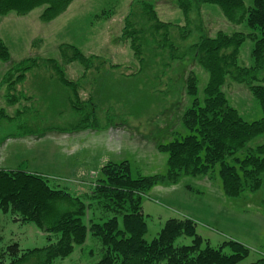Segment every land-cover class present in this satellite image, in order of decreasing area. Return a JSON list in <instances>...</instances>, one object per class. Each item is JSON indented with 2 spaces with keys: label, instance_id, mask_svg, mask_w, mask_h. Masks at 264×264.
Here are the masks:
<instances>
[{
  "label": "rangeland",
  "instance_id": "obj_1",
  "mask_svg": "<svg viewBox=\"0 0 264 264\" xmlns=\"http://www.w3.org/2000/svg\"><path fill=\"white\" fill-rule=\"evenodd\" d=\"M141 1L144 0H73L63 13L47 22L39 19L43 7L23 16L14 12L0 15V39L10 55L7 62L0 60V147H3L0 168L42 174L52 187L64 188L82 198L88 204L83 218L87 226L114 214L104 208L103 200L90 198L104 164L99 163L104 158L114 162L127 160L132 178L164 174L167 153L160 151L158 145L186 134L182 114L195 98L202 101L208 81V73L190 56L174 60L168 54L160 57L154 49L142 46L140 58L136 59L129 40H122L121 36L125 17ZM146 1L155 4L161 21L188 24L191 33L184 41L177 31L174 33L175 43L181 48L198 40L195 28L198 24L208 37L217 31L250 32L245 22L238 25L228 22L215 5L200 4V12L192 11L186 20L177 0ZM243 1L246 7L253 5V0ZM61 45H71L96 58L91 64L93 68L88 70H84L79 60L64 66L66 79L79 81L76 88L81 102L79 110L76 93L63 87L56 78H50L51 72L42 66L30 70L11 90H7V84H1L6 70L25 58L60 60ZM252 47L253 40L246 38L239 50L240 65L254 64ZM97 64L99 70L95 69ZM189 74L196 78L194 97L186 91ZM221 90L244 120L251 122L262 116L258 101L246 85L227 81ZM9 91L18 97L24 94L26 100L8 105ZM36 97L38 100L33 102ZM111 124L113 131L101 132ZM83 125L96 129L90 133L98 136L68 138L60 143L51 135L32 143L33 136H45L53 130L67 133ZM6 136H21L24 140H9ZM263 144L264 134H260L247 146ZM242 155V151L236 153L238 157ZM231 161L229 158L228 162ZM80 170L86 171L78 173ZM141 206L146 215L144 238L148 242L167 219L190 218L196 223V232L212 246L230 239L247 247L248 256L238 264H249L264 256V187L229 198L222 190L218 165L204 177L182 175L176 184L157 183L144 193ZM118 219L121 223L120 216ZM190 240L183 236L176 244H189ZM13 243L19 246L17 256L22 255L21 251L47 245L45 234L35 224L0 212V264H8L16 257L7 249ZM102 253L99 238L88 233L85 243L75 246L71 255L54 259L50 264H93ZM41 261L42 254H27L21 264H41Z\"/></svg>",
  "mask_w": 264,
  "mask_h": 264
},
{
  "label": "trees",
  "instance_id": "obj_2",
  "mask_svg": "<svg viewBox=\"0 0 264 264\" xmlns=\"http://www.w3.org/2000/svg\"><path fill=\"white\" fill-rule=\"evenodd\" d=\"M72 1L0 0V15L14 12L23 16L43 7L39 19L47 22L63 13ZM200 4L217 6L228 22L236 25L245 22L250 32L217 31L208 37L198 24L195 26L198 40L181 48L175 43L174 33L177 31L184 41L191 33L188 24L161 21L153 2L137 3L124 19L121 39L129 40L136 59L140 58L143 46L154 49L160 57L168 54L174 60L190 56L208 73L202 101L195 98L182 114L186 134L158 145L160 151L167 153L166 172L132 178L127 160L103 164L90 198L103 200L104 208L114 214L87 226L83 218L88 204L82 198L64 188L52 187L42 174L0 168V212L15 215L23 223L32 222L47 241L43 248L21 251V256H17L20 252L17 243L9 245V254L16 257L8 264H21L27 254H42L41 264L64 259L75 246L85 243L88 233L99 238L103 247L101 258L93 264H238L248 256V248L234 240L212 246L196 232V223L190 218H169L151 241L144 238L147 223L141 201L144 193L157 183L176 184L182 175L204 177L218 165L221 187L229 198L264 187V144L247 146L252 138L264 134V0H253L251 7H246L243 0H177L186 20L192 11L200 12ZM246 38L253 40L254 64L249 67L238 63L239 50ZM59 50L60 60L28 57L12 65L1 84H7V90H11L30 70L42 66L51 72L50 78H56L59 84L76 93L75 105L80 109L77 84L66 79L64 65L79 60L84 70H88L93 68L91 64L96 58L71 45H61ZM9 57L0 39V60L7 62ZM95 69L99 70L98 64ZM227 81L247 86L262 111L258 120H244L229 104L221 90ZM186 91L190 96L196 95V78L192 74L186 78ZM7 93L8 105L20 99L10 91ZM83 114L82 111V120ZM240 151L242 157L236 156ZM183 236L189 237L190 243L176 244ZM249 264H264V256Z\"/></svg>",
  "mask_w": 264,
  "mask_h": 264
},
{
  "label": "crops",
  "instance_id": "obj_3",
  "mask_svg": "<svg viewBox=\"0 0 264 264\" xmlns=\"http://www.w3.org/2000/svg\"><path fill=\"white\" fill-rule=\"evenodd\" d=\"M69 64V63H68ZM67 65V64H66ZM66 65H64V66H66ZM65 71V70H64ZM28 77H26V79H27ZM80 78V77H79ZM76 84H77V86H76V88L77 87H79V81H76L75 82ZM30 86V85H29ZM77 90V89H76ZM27 91L28 90H26L25 92H24V94H26L27 93ZM24 94H22V93H20V99L19 100H26V99H24ZM79 98V97H78ZM88 99V98H87ZM19 100L16 102V104L18 105V102H19ZM38 100V98L36 97L34 100H33V102L34 101H37ZM32 101V100H31ZM67 101H68V96H67ZM19 110V109H18ZM23 111V110H22ZM20 112L19 111H17V114H19ZM112 127H114V124H111V125H107V126H105L104 128H102L101 130V132H110V130H114V129H112ZM95 130L96 129H93V128H91V127H86V128H80V127H77V128H74L73 129V131H71V132H67V133H65V132H59L58 130H53V131H49V132H51V133H49V132H47L46 133V135L45 136H41V137H38V136H33V140H32V143L34 144V143H36V142H39V141H41L42 139H44V138H46V137H48V136H51V135H54L53 137L57 140V142H60V143H62L63 141H65V140H67L68 138H73V140H75V138H78L79 136V138H87V137H90V134H94L93 136H98L96 133H90V132H95ZM82 133H85V135L84 136H81V134ZM5 139H9V140H17V139H19V140H21V139H23L21 136H17V137H5ZM24 140V139H23ZM1 143H4V140H2V142ZM55 146H57V145H55ZM87 146V145H86ZM3 148V147H2ZM1 147H0V149H2ZM102 148H104L103 146H102ZM104 149H107V148H104ZM0 154H1V151H0ZM109 160H107L106 161V159L104 158L99 164H100V166H101V164H103L102 162H104V164L106 163V162H108ZM1 169H7V170H10V169H8L7 167H1ZM83 171H86V170H80V171H78V173H80V172H83ZM26 172H28V171H26ZM90 172H93V170H91ZM29 173H36V172H29Z\"/></svg>",
  "mask_w": 264,
  "mask_h": 264
}]
</instances>
